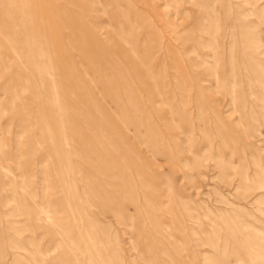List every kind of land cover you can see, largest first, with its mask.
Instances as JSON below:
<instances>
[{
  "label": "rangeland",
  "instance_id": "rangeland-1",
  "mask_svg": "<svg viewBox=\"0 0 264 264\" xmlns=\"http://www.w3.org/2000/svg\"><path fill=\"white\" fill-rule=\"evenodd\" d=\"M0 264H264V0H0Z\"/></svg>",
  "mask_w": 264,
  "mask_h": 264
}]
</instances>
